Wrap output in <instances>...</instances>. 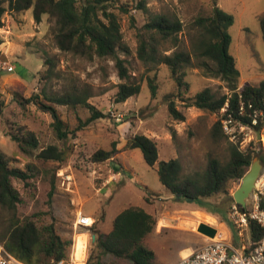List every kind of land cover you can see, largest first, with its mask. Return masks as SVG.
Listing matches in <instances>:
<instances>
[{
	"label": "rangeland",
	"instance_id": "1",
	"mask_svg": "<svg viewBox=\"0 0 264 264\" xmlns=\"http://www.w3.org/2000/svg\"><path fill=\"white\" fill-rule=\"evenodd\" d=\"M139 1L123 0L130 5V13L121 14L124 48L119 50V56L127 61L131 82L140 84L141 92L121 104L114 102L117 87L123 83L115 61L110 58L88 60L59 50L48 16H43L42 22L38 24L34 20L33 9L17 15L7 12L3 20L4 27L0 29V38L3 40L0 46V102H3L0 113V151L7 158L16 159L17 163L13 164L15 167L30 165L38 175L34 201L23 191L22 184L14 182L24 197V203L19 206L16 215L24 218L34 213L42 203L41 199H37L40 181L55 178L56 192L47 222H54L58 233L72 241L70 260L76 236L82 233L88 236L87 260L98 259L100 251L93 240V236L96 239L94 231L98 227L102 232H110L115 218L128 208L138 207L153 215L169 212L178 218L189 215L187 209L198 204L174 199L175 196L159 180L157 170L160 162L179 159L184 173L189 175L203 172L211 156L223 163L229 156L228 140L224 136L218 139L213 137L214 124L221 118L222 112L210 114L197 108H186L182 100L175 99L178 110L186 119L178 122L170 116L165 96L174 92V83L168 69L160 66L156 71L148 72L136 55V28H141L147 18L141 10L136 9ZM145 1L152 14L178 18L183 23L185 30L179 34L180 49L187 51L191 49L192 23L195 18L212 16L216 7L232 14L234 24L229 29L232 37L230 53L236 59L241 74L238 86L241 89L245 84L259 85L264 81V40L260 25L264 0H219L216 6L213 0ZM132 16L135 28L131 25ZM46 58L55 61L56 72L55 77L47 83L42 74L48 68ZM154 74L159 85L155 99L151 97L146 81L148 76ZM186 81L189 83V92L184 94L186 98H193L205 88H210L218 97L229 93L225 82L207 78L197 68L188 70ZM43 89L48 95L71 92L88 96L89 103L106 113L108 118L93 122L77 132L74 139L59 141L50 126L53 120L49 114L42 112L37 105L22 107L19 104L33 95H41ZM56 109L70 130L79 125V118L86 121L90 117L89 110L81 106L77 111L59 106ZM25 128L36 133L40 149L48 145L63 149L65 161L41 163L23 154L9 134L19 135L20 130ZM136 134L156 141L159 161L155 167L148 166L140 149L125 150L126 140ZM113 142L118 143L119 150L114 161L92 162L95 152L100 149L111 150ZM256 142L261 143L264 152V129L260 140L256 136L252 142L241 143L240 149L257 146ZM116 171L124 172L123 177L103 189V181ZM67 175L72 176V181L64 183ZM241 182L242 179L230 183L227 194L205 200V208L217 214L227 226L226 216L230 220L233 207L237 206L232 199ZM147 198L154 201L148 202ZM252 204L253 194L246 209L249 210ZM79 211L95 221L93 229L76 227ZM12 216V213L0 209V223L9 221ZM170 234L147 240L156 249L145 243L154 251L157 263H168L185 244L195 247L202 245L206 236L187 231H171ZM99 259L103 264H132L126 259H116L110 255L102 254Z\"/></svg>",
	"mask_w": 264,
	"mask_h": 264
},
{
	"label": "trees",
	"instance_id": "2",
	"mask_svg": "<svg viewBox=\"0 0 264 264\" xmlns=\"http://www.w3.org/2000/svg\"><path fill=\"white\" fill-rule=\"evenodd\" d=\"M218 1L213 0L214 6ZM129 6L123 0H0V29L4 27L3 20L7 12L17 15L33 9L34 20L38 24L42 22L43 16H48L59 50L88 60L110 58L115 61L118 76L123 83L117 87L114 102L121 104L141 92V85L131 82L127 61L119 56V50L124 48L121 14L128 15ZM136 9L141 10L147 17L145 24L136 28V55L148 72H154L160 66L168 69L174 83V92L165 96L170 116L178 122H184L186 119L178 110L175 99L182 100L186 108H197L210 114L220 113L227 106L213 127L215 139L224 136L229 142V156L226 162L211 156L203 172L186 175L181 161L171 159L160 162L157 170L160 182L178 201L196 202L201 207H207L205 200L219 194H227L228 185L241 180L256 158H260L264 166V152L260 142H256L257 146L251 145V148L242 150L240 142H231L222 126V121L229 116L251 126L256 114L259 120L254 128L259 132L263 130L264 81L259 85L245 84L241 89L238 86L241 74L236 59L230 53L232 37L229 29L234 24L232 14L217 7L218 19H215L214 14L195 18L192 23L191 49L187 51L180 49L179 34L185 27L178 18L152 14L145 0L139 1ZM131 25L133 28L136 26L133 16ZM260 25L264 40V14L260 18ZM2 43L0 38V46ZM170 51L171 53H168ZM46 66L48 68L42 74L47 83L55 77V61L46 58ZM191 68L201 70L207 78L225 82L229 93L218 97L210 88H205L193 98H186L184 94L189 92L186 77ZM157 80L156 74L146 79L153 99L157 97L159 90ZM42 91L41 95L46 102L37 94L19 104L22 107L34 104L39 106L42 112L49 114L53 120L50 126L59 141L74 139L77 132L93 122L108 118L106 113L89 103L88 96L71 92L48 95L44 89ZM57 106L76 111L81 106L89 110L90 117L86 121L79 118V125L70 130L60 117ZM241 106L246 112L244 117L239 116ZM2 107L3 102H0V113ZM261 113L263 116H260ZM20 131L19 135L9 136L23 154L32 156L41 163L65 161L66 153L63 149L57 145L40 149L35 132L27 128ZM117 145V142H113L111 150L100 149L95 152L91 158L92 162L114 160L115 155L119 153ZM134 149L141 150L148 166L155 167L158 163L159 150L153 139L142 134L128 138L125 150ZM14 163H17L16 159H9L0 151V209L13 214L9 221L0 223V243L14 257L26 264L70 261L72 241L64 239L58 233L54 222H47L56 192L55 178L40 181V194L37 199L42 200L41 206L29 216L18 217L16 213L24 203V197L14 186V182L22 184L23 191L34 201L38 175L34 167H15ZM146 200L151 201L150 198ZM232 201L235 203L233 199ZM237 206L240 211H247L246 208L238 204ZM261 206L264 208V202ZM156 224L157 219L144 209L131 207L124 210L116 217L113 230L109 234L94 231L100 253L98 259L89 258L86 264H103L99 259L102 254L126 259L132 264H158L154 251L145 245L146 238L155 230ZM92 227L90 229H93ZM249 235L255 244L262 240L264 232L256 221L249 222Z\"/></svg>",
	"mask_w": 264,
	"mask_h": 264
},
{
	"label": "built area",
	"instance_id": "3",
	"mask_svg": "<svg viewBox=\"0 0 264 264\" xmlns=\"http://www.w3.org/2000/svg\"><path fill=\"white\" fill-rule=\"evenodd\" d=\"M226 107L222 112H225ZM250 107L252 106L250 105ZM245 114V109L241 106L239 116L244 117ZM260 116H263V114L261 113ZM258 120L255 114L251 126H247L242 120H235L232 116H229V118L222 121L223 131L231 142H240V144L252 142L257 136L258 131L255 130L254 126L258 125ZM71 181L72 176L67 175L64 177V183ZM252 194L253 204L249 210L242 212L238 206H234L233 213L230 215V222L234 226L236 236L240 240V249L226 240L211 239L201 249L181 258L176 264H264V236L260 242L255 244L251 241L249 235L250 221H256L264 232V208L261 206L264 202V170H262ZM94 222L93 219L83 215L82 211H79L75 225L81 228H91ZM86 262L87 257L84 263L86 264ZM0 264L26 263L14 257L0 243ZM55 264H74V262L71 258L70 261L62 260Z\"/></svg>",
	"mask_w": 264,
	"mask_h": 264
},
{
	"label": "crops",
	"instance_id": "4",
	"mask_svg": "<svg viewBox=\"0 0 264 264\" xmlns=\"http://www.w3.org/2000/svg\"><path fill=\"white\" fill-rule=\"evenodd\" d=\"M123 173L124 172L116 171L115 174L109 175V179L103 181V189L109 188L113 183L118 182L119 177H123L122 175ZM174 199L176 198L174 197ZM151 201H154V200L151 199ZM187 210H188L187 212H189V215H187L186 217H182V218L172 216L169 212H166L163 214L157 213L155 215L151 214L157 219V224H156L155 230L151 234H149V236L146 238L145 243L147 242L149 246H152L147 241L149 238L157 239L158 236L160 235H171L170 234L171 231H179V232L187 231L193 234L204 235L199 232V228L202 224H205V225H208L214 228L216 230V234L214 237L204 236L203 244L198 247H195L192 244H188V245L185 244L181 246L177 250V253L172 257V259L166 264L178 263L181 258L187 255H190L194 251L201 249L211 239L226 240L228 243H231L236 248L240 249V240L236 236V233L234 231L235 229H233L234 226H232L228 216H226V220L229 226H227L226 222L223 219H221L219 216H217V214H213V212H210V210H208L205 207L196 205L193 208L187 209ZM113 227H114V222H113ZM83 229H87V228H83ZM96 230L102 234H109L113 230V228L108 233L102 232L98 227ZM85 235L87 234L85 233ZM152 247L153 249H156L155 245H153Z\"/></svg>",
	"mask_w": 264,
	"mask_h": 264
},
{
	"label": "water",
	"instance_id": "5",
	"mask_svg": "<svg viewBox=\"0 0 264 264\" xmlns=\"http://www.w3.org/2000/svg\"><path fill=\"white\" fill-rule=\"evenodd\" d=\"M214 17L218 19L217 16V7L214 8ZM258 140L261 139V133L257 132ZM263 170V164L261 163L260 158H257L253 161L250 170L246 173V175L242 178L241 185L234 192L233 199L236 204L242 206L243 208L247 207V202L251 197L258 178ZM199 232L209 236L214 237L216 234V230L208 225L202 224L199 228ZM93 240H95V236H93Z\"/></svg>",
	"mask_w": 264,
	"mask_h": 264
},
{
	"label": "bare ground",
	"instance_id": "6",
	"mask_svg": "<svg viewBox=\"0 0 264 264\" xmlns=\"http://www.w3.org/2000/svg\"><path fill=\"white\" fill-rule=\"evenodd\" d=\"M91 222V221H89ZM85 234H78L75 239V244L72 253L74 264H84L87 253V238Z\"/></svg>",
	"mask_w": 264,
	"mask_h": 264
}]
</instances>
